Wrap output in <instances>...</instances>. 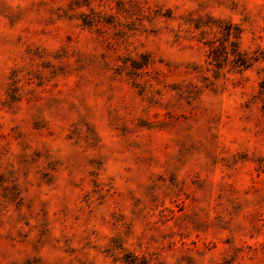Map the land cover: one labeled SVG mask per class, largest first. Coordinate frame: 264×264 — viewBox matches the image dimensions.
<instances>
[{"label": "rangeland", "instance_id": "374dc122", "mask_svg": "<svg viewBox=\"0 0 264 264\" xmlns=\"http://www.w3.org/2000/svg\"><path fill=\"white\" fill-rule=\"evenodd\" d=\"M0 264H264V0H0Z\"/></svg>", "mask_w": 264, "mask_h": 264}, {"label": "trees", "instance_id": "16d2710c", "mask_svg": "<svg viewBox=\"0 0 264 264\" xmlns=\"http://www.w3.org/2000/svg\"><path fill=\"white\" fill-rule=\"evenodd\" d=\"M230 47H231V49L228 52H227V50L225 48V51H226V52H224L225 55L226 54L231 55L232 56V61H233V63L236 66H244V67H246V61H245V59L236 52V49H235L236 45H235V43L231 42L230 43ZM210 49H211L210 52H212V54L214 55V57H213L214 61H219V56L217 54L218 53L217 46H215L214 43H211Z\"/></svg>", "mask_w": 264, "mask_h": 264}]
</instances>
